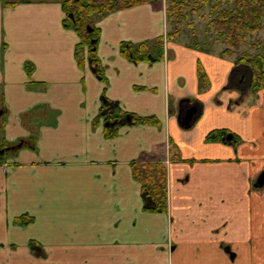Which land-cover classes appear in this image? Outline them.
Instances as JSON below:
<instances>
[{
	"label": "crops",
	"instance_id": "1",
	"mask_svg": "<svg viewBox=\"0 0 264 264\" xmlns=\"http://www.w3.org/2000/svg\"><path fill=\"white\" fill-rule=\"evenodd\" d=\"M62 2L0 0V145L34 134L0 166V264H264V187L252 185L264 168V85L243 91L244 75L230 85L221 48L173 40L155 62L122 55L123 41L165 34L166 0L92 16L98 75L87 47L79 64ZM106 100L158 123L129 117L108 137ZM220 129L238 141L207 138ZM133 160L166 164L167 212L143 209ZM23 214L32 222H17Z\"/></svg>",
	"mask_w": 264,
	"mask_h": 264
},
{
	"label": "trees",
	"instance_id": "2",
	"mask_svg": "<svg viewBox=\"0 0 264 264\" xmlns=\"http://www.w3.org/2000/svg\"><path fill=\"white\" fill-rule=\"evenodd\" d=\"M149 0H63L62 7L66 12L63 24L66 27H73L79 36V42L76 44V56L79 64H82L81 51L84 47L88 48V55L93 65L96 66V73L101 75V69L98 65V59L95 55V46L99 34V29L94 26L92 16L94 14H104L111 11L126 9L145 3ZM210 0H166V21L171 24L170 30L165 35L157 36L150 41H143L139 44H133L128 41L121 42L120 52L132 62L147 61L155 62L164 57L165 41H173L180 34V26L189 17V13H195L208 6ZM220 3L226 4L218 7ZM213 11V12H212ZM209 22L216 31L217 36L225 47L221 50L222 56L231 57L246 42L248 34H254L261 28H264L262 19L264 15V0H214V4L209 6ZM88 26L91 30H88ZM93 40V41H92ZM254 45L258 48L257 54L251 55L246 51L236 60H234L233 69L230 75L229 84L233 87L239 86L238 78L246 75L248 72V82L252 92H257L264 85V35L258 37ZM194 48L199 47L198 43L192 44ZM251 55V56H249ZM249 70V71H248ZM203 68L198 63L197 73L203 82L206 76L202 74ZM252 74V76H250ZM109 105L110 101L106 100ZM105 104V105H106ZM106 107V106H105ZM119 111V116L108 117L122 118L123 116L131 117V123L137 124H157L155 117H142L134 113ZM112 112V111H109ZM118 123L113 128L106 127L105 135L108 137L116 134ZM220 133H231L228 129L211 131L208 139H213V134L217 136ZM26 144L32 146L34 136H29ZM27 140V139H25ZM25 140L23 142H25ZM32 140V141H31ZM22 141V140H21ZM20 141V142H21ZM31 141V143H30ZM229 141V140H228ZM236 142L238 138L232 134L229 142ZM13 144H1L0 148H6V152L0 154V163L8 157L14 155L18 150ZM10 146H12L10 148ZM11 149V150H10ZM173 160L178 159L177 155L172 156ZM132 174L135 180L141 184V195L143 199V209L145 211L167 212L168 195H167V166L161 160L157 161H138L131 162ZM33 220L27 214L16 218V221L22 224H29Z\"/></svg>",
	"mask_w": 264,
	"mask_h": 264
},
{
	"label": "rangeland",
	"instance_id": "3",
	"mask_svg": "<svg viewBox=\"0 0 264 264\" xmlns=\"http://www.w3.org/2000/svg\"><path fill=\"white\" fill-rule=\"evenodd\" d=\"M190 1H192V0H190ZM211 4H214V0H210L208 6H205L202 10L195 12V13H189L188 14L189 17L179 27L180 28V34L175 39L177 42H180V43L183 42V43L189 44L191 46H192V44L197 42L198 46H199V47H197L198 50L208 51V52H213V53H216V51L220 50V48L222 50V48L225 47V45H223L221 42V38H219L217 36V33L213 29V27L208 25V22L210 19L208 11H209V6ZM224 5H226V4L220 3L218 7H222ZM226 6H228V5H226ZM96 17H97V15L93 16L94 20ZM165 23L167 24V30H166V32H167L168 30H170L171 24H169L166 20H165ZM262 24L264 26V15H263V19H262ZM166 32H165V34H166ZM165 34H163V35H165ZM263 35H264V28L259 29L254 34H248L247 38H246V42L240 47L239 50H237L235 52V54L233 56H231L233 62L238 57L242 56L245 51L251 55L257 54V51H258V49L261 48V46H259L257 48L254 45V43L256 42V39L258 37H262ZM152 40H148V41L152 42ZM165 42H164V47H165ZM83 51H84V49H83ZM83 51H81V55H82ZM220 52H218V53H220ZM251 55H249V56H251ZM164 56H165V54H164ZM246 75L248 76V72ZM246 75L243 78L244 79L243 83L247 84V87H243V89H242L243 91L246 88L250 89V85H249L250 83L248 82V80H247L248 77ZM251 76H252V74H251ZM116 106H117V108L119 107L118 103L116 101H111L110 104L109 105L106 104V107H104L102 109V111L100 112L104 124L106 122H109L110 126L115 125L117 123L121 124L123 121L126 120V117H129V116H123L122 118H117V119L111 118L113 116H115V117L119 116V114H118L119 111L117 109H114ZM109 111H112V112H109ZM109 113H110L111 117L110 116L108 117ZM33 124L34 123H29L30 126H33ZM30 135H34L33 132H31ZM28 137H27V140H25V142H23L24 140L22 139V141L20 140L21 142L17 143L20 146H18L17 144H14L17 147V149H19L21 146L28 145V144H26V141L30 140V139H28ZM31 141H30V143H31ZM14 145H12V146L14 147ZM12 146H10V148ZM6 151L7 150H5L4 152H6ZM9 163H10V165L13 164V162H8L5 160L4 162L0 163V166H8Z\"/></svg>",
	"mask_w": 264,
	"mask_h": 264
},
{
	"label": "water",
	"instance_id": "4",
	"mask_svg": "<svg viewBox=\"0 0 264 264\" xmlns=\"http://www.w3.org/2000/svg\"><path fill=\"white\" fill-rule=\"evenodd\" d=\"M88 30H91V28L88 26ZM93 41V40H92ZM251 76V75H250ZM194 111L195 110H189L188 111V114H186L185 117H181V114H179V117H178V121L179 123L184 126V127H187L189 125V121L192 120L193 118V115H194ZM126 119L128 121H130V118L129 117H126ZM109 122H106L105 125H108ZM232 137L231 134L228 135L227 139L230 140V138ZM18 146H20L19 144H17ZM7 148H0V154H2L5 150H7ZM264 185V168L259 172V174L257 175L256 177V182L254 183V187L256 188H260ZM227 251H228V248L226 247L225 248Z\"/></svg>",
	"mask_w": 264,
	"mask_h": 264
},
{
	"label": "flooded vegetation",
	"instance_id": "5",
	"mask_svg": "<svg viewBox=\"0 0 264 264\" xmlns=\"http://www.w3.org/2000/svg\"><path fill=\"white\" fill-rule=\"evenodd\" d=\"M231 134V133H230ZM228 135H229V133H223V138L225 139V140H228L227 139V137H228ZM232 135V134H231ZM232 138V137H231ZM231 138H230V140H231ZM229 140V141H230ZM257 177V176H256ZM256 182V178H255V180L253 181V187H254V183ZM264 187V185L262 186V187H260V188H263ZM256 188V187H255ZM260 188H257V189H260ZM222 249H223V251L227 254V256L229 257V259L231 260V261H235V259L237 258V254H236V252H235V250L232 248V246L230 245V244H223L222 246ZM228 248V251L225 249V248ZM175 248H176V246H175V244L174 243H169V247H168V250L171 252V251H173V250H175Z\"/></svg>",
	"mask_w": 264,
	"mask_h": 264
}]
</instances>
